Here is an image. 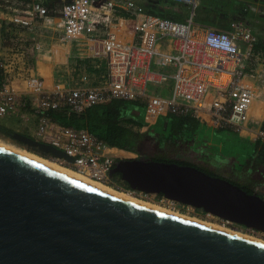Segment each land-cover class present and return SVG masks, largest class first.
<instances>
[{
	"label": "built area",
	"instance_id": "built-area-1",
	"mask_svg": "<svg viewBox=\"0 0 264 264\" xmlns=\"http://www.w3.org/2000/svg\"><path fill=\"white\" fill-rule=\"evenodd\" d=\"M202 1L21 0L1 14L11 37L0 46V120L37 118L33 137L75 157L61 162L144 197L156 193L126 188L111 174L117 160L138 158L136 152L111 146L87 128L59 123L50 112L80 114L108 99L140 101L155 117L193 115L204 125L264 140V115L251 113L255 103L264 104V47L236 12L227 13L229 28L198 22ZM174 7L189 9L185 19L161 14ZM57 43L74 45L77 59L57 63L47 80L37 58L55 54Z\"/></svg>",
	"mask_w": 264,
	"mask_h": 264
},
{
	"label": "water",
	"instance_id": "water-1",
	"mask_svg": "<svg viewBox=\"0 0 264 264\" xmlns=\"http://www.w3.org/2000/svg\"><path fill=\"white\" fill-rule=\"evenodd\" d=\"M28 151L75 161L33 136ZM132 189L264 232V196L196 166L119 159ZM0 264H264V243L125 199L0 145Z\"/></svg>",
	"mask_w": 264,
	"mask_h": 264
},
{
	"label": "trees",
	"instance_id": "trees-1",
	"mask_svg": "<svg viewBox=\"0 0 264 264\" xmlns=\"http://www.w3.org/2000/svg\"><path fill=\"white\" fill-rule=\"evenodd\" d=\"M245 5L244 3L243 6ZM239 8L244 7L239 5L237 9ZM170 11L161 14L185 19L181 13ZM200 14L201 12H197L196 18L205 20ZM258 46L264 47V43L259 41ZM161 93L165 95L168 91L163 89ZM50 115L64 125L87 128L111 146L136 152L138 158L193 165L211 175L225 177L250 193L260 194L257 188L264 185V140L250 141L229 128L204 125L193 115L168 113L155 117L148 113L145 103L124 99L98 102L80 114H68L63 110L52 111ZM206 127L217 133L223 132L220 135L224 141L222 155H205L195 161L184 159V155L195 146V141H199L201 130ZM14 132L15 129L0 122V137L12 139ZM37 152L47 158L51 157L46 153ZM229 156L234 157L230 165L224 160ZM259 171H262V175L254 176ZM112 179L122 182L120 173H113ZM123 182L126 188H130ZM158 196L162 197V194Z\"/></svg>",
	"mask_w": 264,
	"mask_h": 264
},
{
	"label": "rangeland",
	"instance_id": "rangeland-1",
	"mask_svg": "<svg viewBox=\"0 0 264 264\" xmlns=\"http://www.w3.org/2000/svg\"><path fill=\"white\" fill-rule=\"evenodd\" d=\"M101 2H105L107 0H97ZM21 0H0V46L7 44L5 42L6 40L11 37L10 33L6 30V24L3 22V18L1 16L2 12H6L11 10V6L14 5H20ZM246 4L243 6V4ZM236 4H239L240 6L244 8H238L239 5L236 6ZM236 6V7H235ZM207 10V12H205ZM176 12L181 13L184 17H186L187 13H189V9H177L176 7L173 8L170 12ZM203 11V12H202ZM197 12H201L200 15L204 16L205 20L201 21L200 19L196 20L198 22H204L206 24L212 25V26H226L229 28L230 23L232 21L231 18L228 16V12H236L246 18V22L253 29V31L257 34V37L259 41H262L264 43V0H206L201 2L197 8H196V16ZM6 39V40H5ZM257 105V103H256ZM255 105V107H256ZM12 124H15L17 121V118H10ZM160 124V123H159ZM135 126V125H134ZM223 132H214L212 128H204L201 130L198 137L200 138L199 141H195V146H192V149L184 155V159H188L189 161H195L198 157H202L205 155L210 156H221L223 152V138L220 136ZM0 139L14 144L16 146H19L21 148L26 149L24 146L17 143L15 140L11 138L6 137H0ZM51 160H55L57 163L64 165L66 167L71 168L69 165H66L64 162H61V160L49 157ZM227 164H231V162L234 160L233 156L226 157L224 159ZM73 169V168H72ZM264 169V167H263ZM75 170V169H74ZM262 175V171L256 172L254 176L259 177ZM116 190V189H115ZM260 194L264 196V185L257 188ZM119 191V190H118ZM138 198H141L143 200H147L156 204H160L161 206L167 207L174 211H179L181 213H185L189 216H195L200 219H204L206 221L224 225L226 227L240 230L244 233H248L250 235H254L260 239L264 240V232L255 230L252 228H247L242 225H238L232 222H227L225 219L216 216L211 213L204 212L202 209H195L192 211V209H188L186 206H183L182 204L178 202H167L166 200H163L162 197H159L157 194L149 195L148 197L140 196V195H134Z\"/></svg>",
	"mask_w": 264,
	"mask_h": 264
},
{
	"label": "bare ground",
	"instance_id": "bare-ground-1",
	"mask_svg": "<svg viewBox=\"0 0 264 264\" xmlns=\"http://www.w3.org/2000/svg\"><path fill=\"white\" fill-rule=\"evenodd\" d=\"M0 145L4 146V147H7L9 149H12L16 152H19L25 156H28L32 159H35L43 164H46L54 169H57L65 174H68L74 178H77L81 181H84L88 184H91L97 188H100L104 191H107L109 193H112V194H115L117 196H120V197H123L125 199H128V200H131V201H134V202H137V203H140V204H143V205H146V206H149L151 208H155V209H158V210H161V211H164V212H167V213H170V214H173V215H176V216H179V217H182V218H186V219H189V220H192V221H195V222H198V223H201V224H204V225H207V226H210V227H213V228H216V229H220V230H223V231H226V232H229V233H232V234H236V235H239V236H242V237H245V238H248V239H252V240H255V241H258V242H262L264 243V240L263 239H260L254 235H250L248 233H244L240 230H235V229H232V228H229V227H226L224 225H220V224H216L215 222L212 223V222H209V221H206L204 219H200L198 217H195V216H189V215H186L185 213H181L179 211H174V210H171L167 207H164V206H161L160 204H156V203H153V202H150V201H147V200H143L141 198H138L136 196H133L131 195L130 193H127V192H122V191H118V190H115L114 188L106 185V184H103L101 182H98V181H95L85 175H83L81 172L77 171V170H74L72 168H69V167H66L64 165H61L59 163H57L55 160H51L47 157H42L34 152H31V151H28L27 149H24V148H21L19 146H16L14 144H11V143H8L2 139H0Z\"/></svg>",
	"mask_w": 264,
	"mask_h": 264
},
{
	"label": "crops",
	"instance_id": "crops-1",
	"mask_svg": "<svg viewBox=\"0 0 264 264\" xmlns=\"http://www.w3.org/2000/svg\"><path fill=\"white\" fill-rule=\"evenodd\" d=\"M54 50H55V54L53 55H50V53H48V54H43L37 58L39 70L41 74L44 75V77L47 80H51L52 77H54V72L57 67L56 66L57 63L69 62L70 64H72L77 59L74 57L76 54V48L74 45L57 43L54 45ZM34 57H35L34 54L30 53L29 59L31 61H34ZM155 90L160 93L162 92L163 89L157 88ZM165 90H167L168 93L170 92L169 89H165ZM257 106H260V107H257ZM251 113L253 115V118L258 117L259 119H261V117L264 115V104H260L257 102L256 107L254 105V108L252 109ZM10 118H17L16 123L15 124L10 123L11 122ZM0 122L5 124L8 127L15 129V131H18V132H21V133H24L30 136L34 135V132L37 128V123H38L37 118L35 117H31L29 121H25L19 115L5 117L1 119ZM250 141H253V140H250Z\"/></svg>",
	"mask_w": 264,
	"mask_h": 264
}]
</instances>
